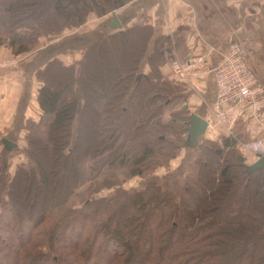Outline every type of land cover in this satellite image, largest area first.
I'll use <instances>...</instances> for the list:
<instances>
[{"label":"trees","instance_id":"1","mask_svg":"<svg viewBox=\"0 0 264 264\" xmlns=\"http://www.w3.org/2000/svg\"><path fill=\"white\" fill-rule=\"evenodd\" d=\"M130 1L0 0V46L14 55L30 52L41 36L59 35ZM151 38L146 27L119 31L86 49L76 75L54 60L38 73L37 102L46 123L42 129L40 122L26 125L27 164L10 178L0 165V264H264V167L247 174L232 138L221 147L199 144L189 175L76 204L81 195L166 167L185 139V108L162 121L176 88L157 86L156 72L138 73ZM153 49L148 60H164L161 49ZM137 75L147 89L135 91L132 101L127 91L139 87ZM39 198V207L48 209L41 220L34 216ZM29 210L35 225L28 231L22 225L27 216L12 217ZM77 226L95 234L81 241L67 236ZM18 239L23 242L15 245Z\"/></svg>","mask_w":264,"mask_h":264},{"label":"crops","instance_id":"2","mask_svg":"<svg viewBox=\"0 0 264 264\" xmlns=\"http://www.w3.org/2000/svg\"><path fill=\"white\" fill-rule=\"evenodd\" d=\"M116 16L121 28L108 27L112 13L101 18L90 15L89 18H95L93 25L46 45V52L81 50L101 37L133 27H146L152 33L147 57L158 44L167 59H183L193 53L207 55L215 64L226 51L231 38L248 37L251 40V66L264 85V0H133L125 4ZM3 49L7 48L0 47V52ZM40 52L39 57L34 56L21 62L16 69L0 74V132L6 133L4 137L12 141L21 134L25 111L33 95L29 62L30 68H37V62L43 56ZM162 71L166 73L167 69ZM190 90L193 98L189 102V115L196 114L205 119L215 97L212 78L193 80V89ZM186 123L182 147L194 150L207 134L196 133L195 122L193 125Z\"/></svg>","mask_w":264,"mask_h":264},{"label":"rangeland","instance_id":"3","mask_svg":"<svg viewBox=\"0 0 264 264\" xmlns=\"http://www.w3.org/2000/svg\"><path fill=\"white\" fill-rule=\"evenodd\" d=\"M92 16H94V15H92ZM94 20H95L94 17L92 19L88 18L87 21L85 23H83L81 26L75 27L71 30L66 29L61 34L54 35V38H52L51 36H50V38L49 37L47 38V36H41L42 40L39 41L38 44L30 52L23 53L20 55L12 54L10 48L8 46H6L5 44L0 46L2 48H4V47L7 48V49H3L0 52V61L8 60L10 62L9 65L6 64L3 67H0V74L16 69L20 65L21 62H24L26 60H30V58H33L34 56H38L40 51H41L40 53H42V55H43L41 57L43 59L40 58V60L37 62L38 63L37 68L34 67V69H33L32 66L30 68V62H29V69H30V74H31L30 79L32 82L30 84H31V92L33 93V95L29 98V100H30L29 106L27 107V109L25 111L26 115L23 119V127L21 128V132H20L21 134L17 135V137L15 139H13L16 142L17 146L13 150L7 152L4 150V147L0 142V156L2 153H5L3 155V157L0 159V165L3 167L4 172H6V174L9 178L14 174V171L16 170V168L18 166L25 165L28 163V156H27V153L25 151L26 148L28 147V141L26 139V135L28 134V130L26 128V125H28L29 122L35 123V124L40 122V129H42L46 123V119L43 120V118H42L43 117L42 116V110L40 109L38 102H37V93H38L39 88L42 86V81L38 78L39 77L38 73L43 71L45 66L54 60V61H58L64 67L69 66V67L74 68L75 69V75H76L79 72V66L78 65L82 61L84 53H85L86 49L88 48V47H86V48L83 47L84 49H81V50L76 49V50H70V51H66V52H63L62 50H60V51H57L56 53L50 54L49 52H46L45 46L52 43V42H55V40H57V39L59 40L63 37H68L69 35H72V34L79 32L83 28L85 29L88 26L93 25ZM149 43L150 42L148 41V44ZM148 44H147L145 57L143 58V60L140 61V65L137 69L138 73L142 74V75L148 74L151 77H153L154 73L156 72L155 74H157L156 75V77H157L156 81L157 82H155V83L157 84V86L160 83H167L171 87L176 88V90H174L175 94L169 98L172 101L170 102V104H167V108L164 110V112H162V115H163L162 121L163 122L168 121V118L170 117L168 115V113L169 114H170V112L178 113L184 108L185 109L183 111L184 112L183 116L185 117V115L188 114V117H189V112H190L189 102L191 103V101H192L193 91L190 90L189 87L182 85V84H179L178 82H176L172 78V74L169 70V60L170 59H167L165 57H164V60H163V58H161V59L160 58H158V59L154 58L155 62H151L150 60H148V57H147ZM157 48H158V46H156L155 49L157 50ZM159 49H161V48H159ZM156 50L153 49V51H155V54H156ZM139 53H140V49H139V51L134 53V56H136ZM151 53H152V51H151ZM173 58H178V57H173ZM37 59H39V58H37ZM163 68H165V70L167 69L166 73L165 72L163 73V71H162ZM60 74H62V73H60ZM60 74H58V76L53 74L54 75L53 78L55 79L56 77L61 76ZM140 77H141V75H140ZM140 77L136 79V80H138V82L136 81L137 83H139ZM159 78H160V81H159ZM130 81H132V77H130L127 81L128 86H129ZM138 85H139V87L135 90H130V87H128L127 95L128 94L131 95L133 92L132 97L130 98V100H132V101L136 100V96H134L135 91L145 92V89H147V84L144 80H140V84H138ZM143 86L145 88H143ZM157 86L156 85L153 86L152 90L156 91V89H157L159 92V87H157ZM169 90L171 91V89H169ZM175 95H178L181 98H179L178 96H176L177 98H174ZM146 98L148 101V96H146ZM80 107H82V102H79V108H78L79 111H80ZM138 109H140V108H138ZM140 113H141V111H140ZM180 116L181 115H174L173 118H178ZM186 122H188V119ZM236 125L235 126L237 128L234 127V128H236V130H234V128H233V138L232 139L235 140V143L233 146V152H234L235 156L240 157L244 163L242 153L239 151L238 145L240 146L241 143L246 142L247 136H246L243 124L239 123ZM185 126L187 127V124ZM73 127H74V123H73ZM4 132H6V131H4ZM5 134L3 132H0V141H1V138L4 137ZM74 135H75V133H74ZM183 137H185V134L182 135V138ZM209 142L215 143L217 146H220V147L222 146V143H223V142L218 143L217 141L211 140V139L206 137V139L201 144H203V143L206 144ZM182 144H183V142L180 143V150L177 152V155L169 161V163L166 167H159V168L155 169L154 171H152L150 174H147V175L144 174L142 177L128 178L124 182H121V184L118 187L103 189L95 195H87V196L81 195L78 197V202H76V204L81 205L82 199L91 200L94 198L108 197L109 195L116 193L120 187H122L121 189H124V190L135 191V190H140V189L146 188L150 183H154V181L158 182L160 185H163L164 180H165L164 177L168 176V178H169V177H172V175H174L176 173H178L181 177H184L186 175H189L190 173H193L194 162L196 161L197 158H199V156L201 154L197 148H195L194 150H190L187 148L183 149ZM225 156H226L225 154H223V156H222L224 158V162L226 160H228V158ZM213 162H214L213 166H216L217 162L219 163V160L215 161L213 159L212 163ZM59 170H60V164H58L56 170L54 171V177H56V178L59 177ZM117 180H118V182L121 181L122 175L118 176ZM80 189H82V187H80L78 190H80ZM35 201L37 202L36 203L37 214L34 216H37V218L41 220L40 214L41 213L43 214V211L47 212L48 209H47V207L44 209H41V207H39L41 202H43L42 199H40V198L37 200L35 199ZM29 212H30V210L24 214L23 218H17L14 215L12 217V220L15 222V221H18V219H25V216H27V219L23 220L24 224H22V225L25 227V230H28V231L30 229H32V227H34V225H35L34 224L35 218L34 219L32 218L30 221L28 219L29 215H30ZM13 226H14L13 228H16V223H14ZM94 232L95 231L93 229L91 230L88 226H85V227L77 226L75 228V230L72 229L71 233H68L67 236L72 234L74 236V238H76V239L79 238V240L81 241V240L89 239V235L91 233L95 234ZM101 232H102V229H101V231H100V229H99V231H97L98 240H102L104 238V237H102ZM35 234L38 235L39 233L35 232ZM21 242H23V241H20L18 239L17 242L15 241V245L21 244ZM0 246H2V245H0ZM99 246L100 245L96 246L95 253L97 252V249L99 248ZM44 262H47V264H49L47 259H45ZM76 264H78V263H76Z\"/></svg>","mask_w":264,"mask_h":264},{"label":"built area","instance_id":"4","mask_svg":"<svg viewBox=\"0 0 264 264\" xmlns=\"http://www.w3.org/2000/svg\"><path fill=\"white\" fill-rule=\"evenodd\" d=\"M119 12L115 9L112 14ZM250 49V38L233 37L215 64L207 55L193 53L169 60L172 78L190 89L193 80L212 78L215 97L204 119L205 132L211 140L222 143L223 139L233 138V128L242 123L247 140L238 147L247 166L264 157V85L251 66ZM9 63L0 61V67Z\"/></svg>","mask_w":264,"mask_h":264},{"label":"water","instance_id":"5","mask_svg":"<svg viewBox=\"0 0 264 264\" xmlns=\"http://www.w3.org/2000/svg\"><path fill=\"white\" fill-rule=\"evenodd\" d=\"M108 27L111 29L121 28V24H120L116 15L112 14V19H111L110 23L108 24ZM139 77H140V75H137V78H139ZM188 118H189L188 122L190 125H193V122L196 123L195 127H194L195 130L198 129L196 133L204 134L205 127H206V121L204 120V118L197 116L196 114L189 115ZM185 124H187V123H185ZM188 132H189V134L192 133L189 128H188ZM194 137H196V136H194ZM0 142L4 147V150L7 152L13 150L17 146V144L14 141L10 140L9 138H1ZM263 167H264V157L260 158L258 161H256L252 165H248L246 167V173L250 174L253 171L260 169V168H263Z\"/></svg>","mask_w":264,"mask_h":264}]
</instances>
